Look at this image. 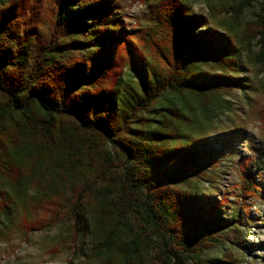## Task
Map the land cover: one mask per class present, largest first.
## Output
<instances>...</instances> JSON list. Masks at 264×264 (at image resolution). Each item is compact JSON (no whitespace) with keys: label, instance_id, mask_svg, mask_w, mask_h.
<instances>
[{"label":"trees","instance_id":"obj_1","mask_svg":"<svg viewBox=\"0 0 264 264\" xmlns=\"http://www.w3.org/2000/svg\"><path fill=\"white\" fill-rule=\"evenodd\" d=\"M190 1L145 0L131 24L126 0H0L5 230L27 239L67 225L71 244L54 239L49 252L86 237L101 264H201L227 242L243 249L205 156L222 157L213 137L247 88L242 66L264 74V0H205L208 17ZM258 91L264 131V81ZM246 140L240 202L262 190L254 174L264 172V138ZM214 264L242 261L222 252Z\"/></svg>","mask_w":264,"mask_h":264},{"label":"rangeland","instance_id":"obj_2","mask_svg":"<svg viewBox=\"0 0 264 264\" xmlns=\"http://www.w3.org/2000/svg\"><path fill=\"white\" fill-rule=\"evenodd\" d=\"M126 3L128 4V22L131 24L137 22L138 18L148 11L145 0H126ZM190 4L191 13L208 17L205 0H191ZM257 10L246 11L244 20H253ZM224 16L208 19L209 26L219 29L218 22ZM242 68L244 70L241 76L245 79L244 84L247 88L245 91L234 92V95L229 98L233 102V110L236 109L234 110L236 113L227 112L222 123L218 122L222 127H220L221 132L213 137L215 149L222 153V157L218 152L204 156L210 158L212 166H219L217 169L219 178L215 184L217 190L214 196L216 198L228 196L229 203L221 209V213L230 224L233 223V218L237 221L236 224L244 233L245 246L241 249L227 242L222 245V248L206 252L201 257V264H214L222 252L231 253L233 257L242 261V264H264V172L254 174L256 183L262 190H256V197L253 200L240 202L239 195L234 190L239 182L238 163L241 158L248 155L246 136L251 134L255 138H264L261 123L252 114L255 103L261 102V93L258 90L264 81V74L259 73L257 67L249 64ZM231 121L236 123L237 129H232ZM207 158H201L202 162L211 168V161ZM202 183L208 185L205 181ZM246 212L249 218L247 222L244 220ZM223 237L233 240L232 231L226 230L223 232ZM54 239L71 244L67 225H58L47 232L34 233L26 239L15 231L5 230L0 220V264H101L100 259L94 257L88 238L80 237L74 252L70 248L51 254L49 247ZM145 264L162 263L153 256ZM169 264H176V262ZM186 264H192L191 260L189 259Z\"/></svg>","mask_w":264,"mask_h":264}]
</instances>
